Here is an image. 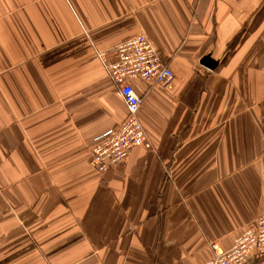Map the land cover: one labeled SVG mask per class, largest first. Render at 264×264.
<instances>
[{
  "label": "crops",
  "instance_id": "obj_1",
  "mask_svg": "<svg viewBox=\"0 0 264 264\" xmlns=\"http://www.w3.org/2000/svg\"><path fill=\"white\" fill-rule=\"evenodd\" d=\"M140 33L175 84L135 82L149 139L101 174L97 50ZM263 213L264 0H0V264H204Z\"/></svg>",
  "mask_w": 264,
  "mask_h": 264
},
{
  "label": "built area",
  "instance_id": "obj_2",
  "mask_svg": "<svg viewBox=\"0 0 264 264\" xmlns=\"http://www.w3.org/2000/svg\"><path fill=\"white\" fill-rule=\"evenodd\" d=\"M97 55L118 86L127 110L121 122L98 135L91 145L89 164L104 174L123 165L130 151L149 139L139 116L142 98L135 82L170 89L175 84V74L170 62L144 33L111 48L97 50ZM210 248L213 255L204 264H252L264 258V213L235 238L229 249L223 250L214 242Z\"/></svg>",
  "mask_w": 264,
  "mask_h": 264
},
{
  "label": "water",
  "instance_id": "obj_3",
  "mask_svg": "<svg viewBox=\"0 0 264 264\" xmlns=\"http://www.w3.org/2000/svg\"><path fill=\"white\" fill-rule=\"evenodd\" d=\"M203 63L206 65V66H208V67H210V68H214L215 67V64L213 63V61L211 60V58L210 57H208V56H206L205 58H203Z\"/></svg>",
  "mask_w": 264,
  "mask_h": 264
}]
</instances>
